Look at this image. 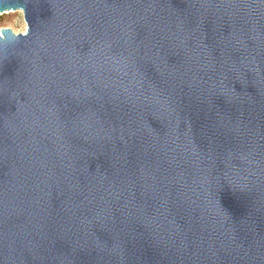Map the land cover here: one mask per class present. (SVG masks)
Listing matches in <instances>:
<instances>
[{"label": "water", "instance_id": "water-1", "mask_svg": "<svg viewBox=\"0 0 264 264\" xmlns=\"http://www.w3.org/2000/svg\"><path fill=\"white\" fill-rule=\"evenodd\" d=\"M0 264H264V0H0Z\"/></svg>", "mask_w": 264, "mask_h": 264}, {"label": "rangeland", "instance_id": "rangeland-1", "mask_svg": "<svg viewBox=\"0 0 264 264\" xmlns=\"http://www.w3.org/2000/svg\"><path fill=\"white\" fill-rule=\"evenodd\" d=\"M8 13V14H7ZM0 14V30L10 29L15 34H23L26 31L22 13L19 11Z\"/></svg>", "mask_w": 264, "mask_h": 264}, {"label": "bare ground", "instance_id": "bare-ground-1", "mask_svg": "<svg viewBox=\"0 0 264 264\" xmlns=\"http://www.w3.org/2000/svg\"><path fill=\"white\" fill-rule=\"evenodd\" d=\"M7 13V12H6ZM8 14V13H7Z\"/></svg>", "mask_w": 264, "mask_h": 264}]
</instances>
